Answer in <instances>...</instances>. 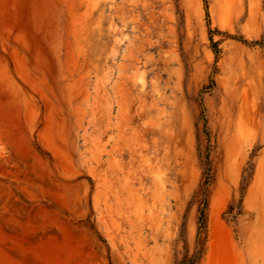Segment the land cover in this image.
<instances>
[{
	"label": "rangeland",
	"instance_id": "374dc122",
	"mask_svg": "<svg viewBox=\"0 0 264 264\" xmlns=\"http://www.w3.org/2000/svg\"><path fill=\"white\" fill-rule=\"evenodd\" d=\"M0 264H264V0H0Z\"/></svg>",
	"mask_w": 264,
	"mask_h": 264
},
{
	"label": "trees",
	"instance_id": "16d2710c",
	"mask_svg": "<svg viewBox=\"0 0 264 264\" xmlns=\"http://www.w3.org/2000/svg\"><path fill=\"white\" fill-rule=\"evenodd\" d=\"M216 53H217V50H216ZM199 221H200V230L204 229L205 223H206L205 209L201 210Z\"/></svg>",
	"mask_w": 264,
	"mask_h": 264
}]
</instances>
